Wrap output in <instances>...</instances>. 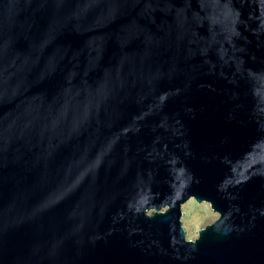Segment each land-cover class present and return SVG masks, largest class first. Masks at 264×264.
I'll list each match as a JSON object with an SVG mask.
<instances>
[{
  "label": "water",
  "instance_id": "1",
  "mask_svg": "<svg viewBox=\"0 0 264 264\" xmlns=\"http://www.w3.org/2000/svg\"><path fill=\"white\" fill-rule=\"evenodd\" d=\"M0 264H264V0H0Z\"/></svg>",
  "mask_w": 264,
  "mask_h": 264
},
{
  "label": "rangeland",
  "instance_id": "2",
  "mask_svg": "<svg viewBox=\"0 0 264 264\" xmlns=\"http://www.w3.org/2000/svg\"><path fill=\"white\" fill-rule=\"evenodd\" d=\"M218 218L219 214L211 208L210 203L197 202L194 198H190L183 204L181 216L187 240H196L199 237V231Z\"/></svg>",
  "mask_w": 264,
  "mask_h": 264
}]
</instances>
